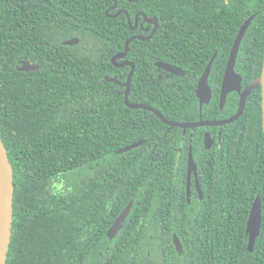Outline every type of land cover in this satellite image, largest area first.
Returning <instances> with one entry per match:
<instances>
[{"label": "trees", "instance_id": "1", "mask_svg": "<svg viewBox=\"0 0 264 264\" xmlns=\"http://www.w3.org/2000/svg\"><path fill=\"white\" fill-rule=\"evenodd\" d=\"M114 2L0 0V136L15 185L6 264H264L261 87L248 96L240 118L222 127V139L211 149L204 147L203 132L217 134L219 127L194 130L202 198L192 177L188 202L189 136L182 139L181 128H170L148 110L128 107L125 87L106 80H127L130 68L115 66L112 56L135 34L125 13L106 14ZM117 3L133 25L138 12L159 20L150 40L129 45L127 59L136 58L130 101L149 103L180 122L236 113V92L223 109L215 93L200 112L195 88L215 51L211 78L222 75L241 26L253 14L236 70L244 85L261 74L264 0ZM75 37L78 44L64 43ZM24 60L39 68L20 71ZM157 60L177 65L186 76L151 83L144 68L156 78L162 72ZM142 139L147 141L139 147L117 153ZM258 195L262 227L249 251L247 221ZM130 200L125 225L110 239L109 227Z\"/></svg>", "mask_w": 264, "mask_h": 264}, {"label": "water", "instance_id": "2", "mask_svg": "<svg viewBox=\"0 0 264 264\" xmlns=\"http://www.w3.org/2000/svg\"><path fill=\"white\" fill-rule=\"evenodd\" d=\"M116 5H117V0H115V5L113 7H116ZM122 12H124L127 15L129 24L133 29L137 28L138 26L139 15H142L148 24H153L154 26L151 33L148 36H141V35L131 36L125 43L124 51L118 52L112 57V62L117 67H124L126 65L132 66V69L130 70L127 80L125 82H121L115 77H106L107 81L113 82L115 84L125 87L124 98H125V103L127 104L128 107L141 108L144 110H148L152 112L153 114L157 115L164 123L168 124L170 128L181 127L186 131L188 128L194 129L196 127H201V126H223L225 124L232 123L240 118V116L243 114L245 110L248 96L255 89L261 87L262 125H263V131H264V61H263V67H262L261 74L256 79H254L249 85H247L245 89L241 88L242 76L235 71V64L237 61L241 42L255 14L250 16L245 21V23L241 26L237 37L235 38V41L233 43V46H232V49L229 55V59L227 62V67L224 73L223 82H222L221 100H220L221 107L224 106L228 94L232 91H237L240 95L239 107H238L237 112L227 119H219V120L207 119L205 120L201 117L198 121H194V122H188V121L180 122V121L168 119L167 117H165L163 113H161L158 109H156L152 105H149L147 103H136V102L130 101L129 95H130L131 81H132V77L135 72L134 63H131L128 60L119 63L118 59H124L127 56L129 49H130L129 45L132 40L134 39H141L143 41L150 40L154 36V34L156 33L159 27V20L157 17H149L144 12H139L136 15L134 25H132V20L129 15V12L125 9H121L113 15L109 13V9H108L106 11V14L108 16L113 17V16H118ZM79 42H80V39L75 37V38H71L65 41L64 43L66 45H74V44H78ZM215 58H216V54L212 56L204 73L200 77V80L195 90L196 95L200 101V110H202L204 104H208L211 100L212 90L208 83V79H209V75H210L212 65H213ZM157 65L176 75L185 74L184 71L180 69L179 67H176L166 62H157ZM38 68H39V64L32 63L28 60L22 61L21 65L18 67L20 71H31V70H36ZM145 142H146V139L133 142L132 144H129L119 149L117 153H124L133 148L139 147ZM204 143L207 149L211 147L213 143V138L210 132L206 133ZM193 173L196 176V187L199 190V192L202 194V191H201V188L198 182V178H197L198 165L193 156L192 146H190V151H189V156H188V167H187L188 202H190V197H191V178H192ZM14 192H15L14 169L10 161L7 148L3 142V139L0 136V264H6L7 262V256H8L11 239H12V227H13V217H14V214H13ZM132 206H133V200H130L127 206L121 211L118 217L111 224V226L109 227L107 231V235L110 239H113L117 235V233H119V231L123 228L131 212ZM262 217H263L262 216V201H261L260 196L258 195L252 204L249 218L247 221L246 231L249 236V242H248L249 251L254 250L256 240L261 233ZM173 241H174V245L178 253L182 254L183 245H182L180 238L177 236V234L173 235Z\"/></svg>", "mask_w": 264, "mask_h": 264}, {"label": "flooded vegetation", "instance_id": "3", "mask_svg": "<svg viewBox=\"0 0 264 264\" xmlns=\"http://www.w3.org/2000/svg\"><path fill=\"white\" fill-rule=\"evenodd\" d=\"M115 5V2H114V4H112V5H110L108 8H107V10L109 9V13H110V11H113V13L111 14V15H113V14H115L116 12H118L119 10H121V9H123V8H119L118 7V3H117V5H116V7H113ZM106 10V11H107ZM126 10V9H125ZM122 13H124V12H122ZM121 13V14H122ZM139 13V12H138ZM137 13V14H138ZM136 14V15H137ZM130 15V14H129ZM136 15H135V18H136ZM113 17H117V16H113ZM131 17V16H130ZM128 18V17H127ZM132 20V19H131ZM129 22V21H128ZM135 23V22H134ZM146 24V25H145ZM133 25V24H132ZM153 24H148L146 21H145V19L143 18V16L142 15H139V20H138V26H137V28H135V29H133L132 27V30H134L135 31V34L134 35H141V36H148L150 33H151V31H152V29H153ZM141 29L142 30V32H137L138 31V29ZM150 32V33H149ZM149 33V34H148ZM239 33V32H238ZM133 35V36H134ZM238 35V34H237ZM237 37V36H236ZM139 40H141V39H139ZM141 41H143V40H141ZM235 41V40H234ZM231 49H232V47H231ZM230 52H231V50H230ZM230 52H229V55H230ZM217 51H215L214 52V54H216V56H217ZM213 54V55H214ZM115 55V54H114ZM113 55V56H114ZM212 55V56H213ZM112 56V57H113ZM212 56H211V58H212ZM211 58H210V60H211ZM135 59L136 58H134L133 56H132V58H128L127 59V56L124 58V59H118V62L119 63H121V62H123V61H126V60H128L129 62H131V63H134V67H135V71H136V61H135ZM228 59H229V56H228V58H227V60L225 61V67L223 68V73H222V75H220V76H217L216 78H211V72H210V75H209V79H208V83H209V85H210V88H211V90H212V96H211V100H210V102L212 101V99H214V95H215V93H217L218 94V101H219V104H220V108L221 109H223L224 107H225V105H226V102H227V99H228V96L232 93V92H236V94L239 96V101H240V95H239V93L237 92V91H232V92H230L229 94H228V96H227V98H226V102H225V104H224V106L223 107H221V103H220V100H221V88H222V82H223V78H224V73H225V70H226V67H227V62H228ZM210 60H209V62H210ZM157 62H166V63H169V64H172V63H170V62H168V61H164V60H157V61H154L153 63H154V65L158 68V69H160V70H162V72H159V73H157L156 74V78L154 77V74L155 73H152L151 74V72H149V71H145V68H144V72L146 73V76L145 77H147L148 76V78H149V81L151 82V83H155V84H159V81H161V80H163V77L165 78V79H168L170 76H172V75H176V74H174V73H171V72H169V71H167L166 69H163V68H161V67H159L158 65H157ZM208 62V63H209ZM146 63V64H145ZM149 63H151L150 61L149 62H146V60L144 61V64L145 65H147L148 66V64ZM214 63V62H213ZM144 65V66H145ZM172 65H174V64H172ZM208 65V64H207ZM207 65H206V67H207ZM174 66H176V67H178L177 65H174ZM213 66V65H212ZM125 67V66H124ZM126 67H129L130 68V70L132 69V66L131 65H126ZM206 67H205V69H206ZM148 68V67H147ZM180 68V67H179ZM149 69V68H148ZM181 69V68H180ZM205 69H204V71H205ZM204 71H203V73H204ZM211 71H212V69H211ZM235 71L238 73V74H240L241 76H242V82H241V88L242 89H245V87L247 86V85H249L254 79H256V78H254V79H252L248 84H243L244 83V77H243V74L242 73H240L239 71H237L236 70V64H235ZM130 72V71H129ZM135 73V72H134ZM184 73H185V71H184ZM202 73V74H203ZM176 76H186V73L184 74V75H176ZM202 76V75H201ZM200 76V77H201ZM199 80H200V78H199ZM199 82V81H198ZM198 85V84H197ZM179 86V88H181L182 86L179 84L178 85ZM197 87V86H196ZM154 90L156 91L157 90V88H154ZM195 90H196V88H195ZM196 93V92H195ZM196 97H197V95H196ZM197 99H198V104H199V107H200V101H199V98L197 97ZM133 102H136V101H133ZM209 102V103H210ZM136 103H145V102H136ZM208 103V104H209ZM147 104H149V103H147ZM149 105H151V104H149ZM153 106V105H152ZM154 107V106H153ZM239 107V106H238ZM157 109V108H156ZM238 110V109H237ZM160 111V110H159ZM161 112V111H160ZM200 112H201V110H200ZM237 112V111H236ZM162 113V112H161ZM234 115V114H233ZM202 117V115L200 114V118ZM231 117V116H230ZM199 118V119H200ZM203 118V117H202ZM229 118V117H228ZM221 119H227V118H221ZM219 120V119H218ZM238 120V119H237ZM228 124H230V123H228ZM224 126V125H223ZM223 126H216V127H219V130H218V133L216 134V131H214V130H205L204 132H203V144H204V147H205V143H204V140H205V135H206V133L207 132H210L211 133V136H212V138H213V143H212V145H211V147L210 148H208V149H211L212 147H213V145L216 143V142H220L221 141V139H222V133H223ZM201 127H212V126H201ZM179 128H181V127H179ZM196 128H198V127H196ZM196 128H188L186 131L183 129V128H181V130H182V139H184L185 137H186V135H188L189 136V138H188V143H189V145H188V156H189V151H190V146H192V152H193V144H192V141H193V136H194V130L196 129ZM214 134H216V136H214ZM147 141V140H146ZM206 148V147H205ZM207 149V148H206ZM178 152L179 153H181L182 152V150H183V148H182V146H180L178 149ZM197 163V162H196ZM187 167H188V160H187ZM188 175V174H187ZM192 177H194V181H195V185H196V176L194 175V173L192 174ZM197 178H198V182H199V169H198V175H197ZM200 185V184H199ZM191 186H192V178H191ZM197 188V187H196ZM199 191V190H198ZM199 196H200V198H202V194L199 192ZM118 234V233H117ZM115 238V237H114Z\"/></svg>", "mask_w": 264, "mask_h": 264}]
</instances>
